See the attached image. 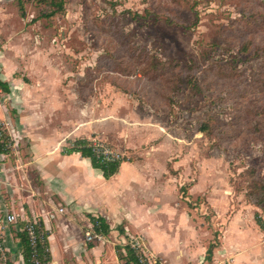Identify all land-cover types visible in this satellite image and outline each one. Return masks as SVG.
I'll return each instance as SVG.
<instances>
[{"label": "rangeland", "instance_id": "374dc122", "mask_svg": "<svg viewBox=\"0 0 264 264\" xmlns=\"http://www.w3.org/2000/svg\"><path fill=\"white\" fill-rule=\"evenodd\" d=\"M0 58L1 104L27 120L2 162L11 187L46 199L37 167L99 139L174 180L171 255L199 264L213 242L211 261L230 264L246 235L245 257L264 263V0H0Z\"/></svg>", "mask_w": 264, "mask_h": 264}, {"label": "crops", "instance_id": "0c3cea01", "mask_svg": "<svg viewBox=\"0 0 264 264\" xmlns=\"http://www.w3.org/2000/svg\"><path fill=\"white\" fill-rule=\"evenodd\" d=\"M9 72L10 65L0 58L2 82L9 79ZM7 86L9 91H12L13 88L8 84ZM14 87L18 90L24 89L18 84ZM0 114L13 125L9 111L4 105ZM26 122L27 120L21 117L16 119L13 125L14 135L19 143L23 131L18 123L21 125ZM61 152L57 163L46 160L37 167L45 190L44 195H47L46 199L42 200L35 197L37 189L31 188L32 194H28L22 192L17 185L15 188L10 186L8 180L14 179L15 176H11L13 170L2 163L6 155H0V195L4 197V205L9 213L18 215L24 220L36 218L47 222L48 247L50 259L54 264H122L117 257L116 248H120L124 253L123 242L127 235L133 236L134 231L143 232L152 253L168 264H187L183 256L171 255L178 248L171 240V243L167 241L170 237L164 232L168 220L166 218L171 217L172 213L166 206L168 198L163 194L167 193L168 188H172L174 180L165 177L159 180L156 176L158 165L122 162L117 172L109 179H105L99 169L91 166L88 158H83L78 153L62 155ZM160 172L162 173V170ZM143 198L148 199L143 201ZM59 209L62 210L61 213ZM49 215H54V218L49 219ZM91 217L100 218L108 226L109 232L104 234V242L85 245L83 235L92 227ZM234 218L229 229L232 231L234 223L238 224V229L230 233L233 236L240 232L242 226L237 221L239 218ZM252 224L257 226L254 216ZM18 225L23 226L21 222H18ZM252 231L258 235L254 229ZM260 231L263 233L261 229ZM8 233L4 241L8 249L13 251L16 245L21 246L22 235L14 229V226L9 227ZM245 236L242 237L243 239L234 237L235 241L232 239L233 243L238 240L234 251L240 250L242 254L232 258L230 264H245L247 259L252 260L254 264H264L255 262L258 254L255 257L250 254L245 257L249 250L240 246L245 242ZM224 241H226L225 237ZM166 245L169 248L165 249ZM108 246L111 247L110 253L107 252ZM225 252V257H229L227 251ZM205 254L206 250L199 264H218L216 260H205ZM243 257L245 260L238 263L237 259Z\"/></svg>", "mask_w": 264, "mask_h": 264}, {"label": "built area", "instance_id": "2783aa9c", "mask_svg": "<svg viewBox=\"0 0 264 264\" xmlns=\"http://www.w3.org/2000/svg\"><path fill=\"white\" fill-rule=\"evenodd\" d=\"M2 93L3 91L0 89V113L3 107L1 104V100L3 99ZM18 144L19 141L14 135V129L10 122L0 115V146L2 149L0 155L5 156L12 150L17 151ZM88 146L100 162H120L123 160V154L108 148L99 139H92L90 142L88 141ZM4 201V197L0 195V264H24L22 244L21 246L16 245L13 251L8 249L5 244L4 239L5 236L9 234L10 226H14V229L25 238L31 252V264H54L50 259L48 247L47 222H42L36 218L24 220L18 215L9 213L4 205ZM59 212L61 213L62 210L59 209ZM48 218L53 219L54 215H49ZM18 222H21L23 226L20 227ZM104 240V234L96 232L93 225L90 230H87L84 233L83 237L85 245L104 242ZM123 243L122 248L124 249V247H128L137 258L139 264H168L159 259L153 253L148 252L140 238L127 235V238H125Z\"/></svg>", "mask_w": 264, "mask_h": 264}, {"label": "trees", "instance_id": "16d2710c", "mask_svg": "<svg viewBox=\"0 0 264 264\" xmlns=\"http://www.w3.org/2000/svg\"><path fill=\"white\" fill-rule=\"evenodd\" d=\"M0 89L4 93L9 92V88L5 82L0 80ZM2 152L0 146V153ZM73 153L80 154L83 158H88L90 160L91 166L95 169H99L102 172V175L105 179H109L112 177L116 172L117 169L122 162H131L130 158L123 159L120 162H108L103 163L98 160L94 154L92 153L91 148L88 146V141L86 139H76L71 143V147L64 148L61 152L62 155H70ZM255 206L259 207V204H255ZM90 221L95 229L96 232H101L103 234H107L109 232L108 226L100 219V218H90ZM254 221L257 226L264 232V222L260 218L259 214L256 212L254 214ZM21 244L23 247V254H24V264H31L30 263V249L25 238L22 236ZM215 248V244L212 242L208 245L205 254V260H211L213 250ZM117 257L119 260L124 261L123 264H139L137 258L132 253V251L128 247H124V255L120 253V248H116ZM49 256V255H48Z\"/></svg>", "mask_w": 264, "mask_h": 264}]
</instances>
